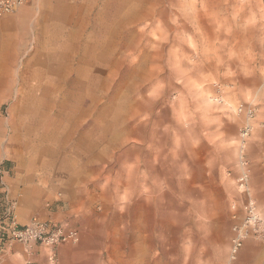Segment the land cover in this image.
<instances>
[{
  "label": "rangeland",
  "instance_id": "obj_1",
  "mask_svg": "<svg viewBox=\"0 0 264 264\" xmlns=\"http://www.w3.org/2000/svg\"><path fill=\"white\" fill-rule=\"evenodd\" d=\"M108 1L33 0L2 17L0 181L39 133L91 171L97 216L54 247L56 264H264V0H123L111 18ZM66 42L72 68L84 47L81 92L56 80Z\"/></svg>",
  "mask_w": 264,
  "mask_h": 264
},
{
  "label": "crops",
  "instance_id": "obj_2",
  "mask_svg": "<svg viewBox=\"0 0 264 264\" xmlns=\"http://www.w3.org/2000/svg\"><path fill=\"white\" fill-rule=\"evenodd\" d=\"M32 2L33 0H29L27 6L19 8L16 13L18 17L14 19L16 22L28 13ZM11 21L13 20L0 18V71H10L6 68L3 56L5 48L8 49ZM8 77L10 73L6 74V78ZM46 93L51 94L52 90L49 89ZM39 134L27 136L24 144H21L22 141L21 145L16 142L17 147L8 154V172L2 177L10 195L16 199L18 224H26L32 217H37L72 228L84 223L83 219L97 216L93 201L88 200L84 194V183L91 171L82 160L71 156L61 147L54 152L56 156L51 154L50 144L41 149L37 140ZM18 135V138L21 137ZM13 137L15 142L16 136ZM46 142L49 143L48 140ZM30 246V251L15 242L5 246L0 254V264H25L30 257L35 264H45V248L39 244Z\"/></svg>",
  "mask_w": 264,
  "mask_h": 264
},
{
  "label": "built area",
  "instance_id": "obj_3",
  "mask_svg": "<svg viewBox=\"0 0 264 264\" xmlns=\"http://www.w3.org/2000/svg\"><path fill=\"white\" fill-rule=\"evenodd\" d=\"M29 0H0V18L13 14L19 7ZM242 164H244L242 162ZM242 174L240 179H244ZM0 189L4 194V205L0 212V241H17L25 246L39 244L47 248L46 258L48 264H56V253L54 247L59 243L76 242L79 238L77 229L66 228L60 223L41 220L32 217L26 224L18 225L16 222L15 210L17 202L7 195V189L0 181ZM240 245V238L233 241V252ZM25 264H32L30 259Z\"/></svg>",
  "mask_w": 264,
  "mask_h": 264
},
{
  "label": "bare ground",
  "instance_id": "obj_4",
  "mask_svg": "<svg viewBox=\"0 0 264 264\" xmlns=\"http://www.w3.org/2000/svg\"><path fill=\"white\" fill-rule=\"evenodd\" d=\"M107 1L108 0H105V2H107ZM118 1H119L120 6H121V3H122L123 0H109L108 1L107 7L105 6V10H104V13L105 12L109 13L108 17H110V18L111 17H116V15L119 13V11H120L119 7L120 6H117V7L115 6L114 7V5H113L116 2H118ZM106 25H107V28H108V33L107 34H110L111 33V28H112V26H114L113 25V20L112 19H108V22H107ZM106 31H107V29H106ZM105 38H108V37L105 36ZM80 44L77 45L76 47H73L76 52H79L81 50L80 53H82L80 55L77 54L79 56V58H78L79 60H78L77 66H73V68H72L70 65L67 64L68 62L62 63V61H61L62 58H64V59L68 58L67 57V53L66 52L62 53V50L66 46L72 48V45H70L68 42L64 43L61 46V50H60L59 54L57 53L58 54V59L53 61V62H55L57 64V67L55 68V76H56V80L58 81V83H62L63 81H65L67 85H71V86L75 85V86H77L79 88V92H81L80 90L83 89V83H80V80L82 82V78H83V76H85V69H84L85 66L83 64V62H84L83 61V53H84V49L83 48L84 47L81 46V48H80ZM73 71L74 72L78 71L79 72V74H78L79 77H77V78L74 77V78L70 79L71 72L73 73ZM48 77H50V76L48 75ZM48 90L49 89H45V94H48V93H46V92H48ZM81 94H83V93H81Z\"/></svg>",
  "mask_w": 264,
  "mask_h": 264
}]
</instances>
